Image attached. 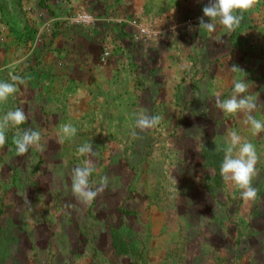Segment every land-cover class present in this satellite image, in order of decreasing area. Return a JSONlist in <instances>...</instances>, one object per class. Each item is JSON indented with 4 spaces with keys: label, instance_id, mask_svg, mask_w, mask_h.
Returning <instances> with one entry per match:
<instances>
[{
    "label": "rangeland",
    "instance_id": "374dc122",
    "mask_svg": "<svg viewBox=\"0 0 264 264\" xmlns=\"http://www.w3.org/2000/svg\"><path fill=\"white\" fill-rule=\"evenodd\" d=\"M209 2L0 0V80L27 79L0 117L22 107L20 127L39 130L45 146L19 156L6 131L0 264H264V132L215 106L241 78L234 65L264 105V0L234 32L217 24L212 34L199 29ZM81 13L92 21L77 22ZM117 61L123 72L108 79ZM142 111L159 125L137 129ZM253 115L264 121V107ZM65 124L75 136L63 137ZM233 130L259 157L248 203L220 173ZM85 143L93 190L108 177L90 204L71 191Z\"/></svg>",
    "mask_w": 264,
    "mask_h": 264
},
{
    "label": "clouds",
    "instance_id": "9594fccd",
    "mask_svg": "<svg viewBox=\"0 0 264 264\" xmlns=\"http://www.w3.org/2000/svg\"><path fill=\"white\" fill-rule=\"evenodd\" d=\"M259 0H210L202 9L203 16L199 18V29L212 34L217 30V24L221 25L228 33L234 32L243 20V14L251 11ZM204 17L208 22H205ZM91 21V17L86 18ZM230 71L240 73L241 78L234 80L233 91L228 99H220V94H216L215 106L223 113L233 116H243L242 123L248 127L253 136H258L264 132V121L257 119L253 113L264 105L258 103L257 96L249 93V83L246 74L238 66H233ZM21 85L27 86V79L14 72L9 73V80H0V104H6L10 98H15L17 94H22ZM28 117L22 107H17L7 111L0 117V148L6 143V131L15 129L14 140L16 153L23 156L29 149L39 152L45 150L41 143V133L39 130L31 128L23 129ZM161 117L150 115L142 111L136 118L135 127L140 131L154 129L159 125ZM64 138H71L76 134V128L71 124L62 126ZM132 136L136 137L137 132L132 131ZM80 156H87L83 166L72 169L71 191L74 196L83 204H90L102 193L108 185V177H103L100 185L93 190L89 178L95 170V163L91 159L95 155L91 143H85L78 148ZM224 158L221 164V177L226 183L233 184L241 190V199L248 203L257 198V189L253 186V180L259 175L257 163L259 157L255 146L241 137L236 131H230L226 139L224 148ZM173 180V179H172ZM175 184V180H173Z\"/></svg>",
    "mask_w": 264,
    "mask_h": 264
},
{
    "label": "crops",
    "instance_id": "0c3cea01",
    "mask_svg": "<svg viewBox=\"0 0 264 264\" xmlns=\"http://www.w3.org/2000/svg\"><path fill=\"white\" fill-rule=\"evenodd\" d=\"M113 60V59H112ZM84 61V60H83ZM122 61H117V62H111L110 63V67H106L104 69V73L106 74L107 78H111V79H114L113 77L116 76V74H120L121 73V68L122 66L120 65ZM80 65L81 66V61H79ZM84 63L86 64V62L84 61ZM124 65H127V61H123ZM120 68V70H118ZM123 72V71H122ZM77 73H80V69L77 71ZM108 78V79H109ZM115 80V79H114Z\"/></svg>",
    "mask_w": 264,
    "mask_h": 264
},
{
    "label": "built area",
    "instance_id": "2783aa9c",
    "mask_svg": "<svg viewBox=\"0 0 264 264\" xmlns=\"http://www.w3.org/2000/svg\"><path fill=\"white\" fill-rule=\"evenodd\" d=\"M87 17H91V16L89 14H87V13H81V14L76 16V21L81 23V24H89L92 21V18H91V21H88L86 19ZM133 23H136V21H133ZM108 57H109V52H105L102 55L101 60L105 61Z\"/></svg>",
    "mask_w": 264,
    "mask_h": 264
},
{
    "label": "trees",
    "instance_id": "16d2710c",
    "mask_svg": "<svg viewBox=\"0 0 264 264\" xmlns=\"http://www.w3.org/2000/svg\"><path fill=\"white\" fill-rule=\"evenodd\" d=\"M122 244H123V243H122ZM115 245L118 246V247H120V246L118 245V243H115Z\"/></svg>",
    "mask_w": 264,
    "mask_h": 264
}]
</instances>
